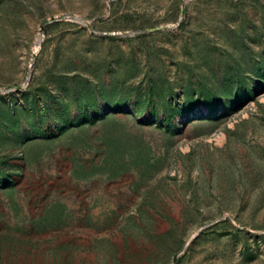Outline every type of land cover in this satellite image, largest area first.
<instances>
[{
	"label": "rangeland",
	"instance_id": "rangeland-1",
	"mask_svg": "<svg viewBox=\"0 0 264 264\" xmlns=\"http://www.w3.org/2000/svg\"><path fill=\"white\" fill-rule=\"evenodd\" d=\"M0 264H264V0H0Z\"/></svg>",
	"mask_w": 264,
	"mask_h": 264
},
{
	"label": "water",
	"instance_id": "water-1",
	"mask_svg": "<svg viewBox=\"0 0 264 264\" xmlns=\"http://www.w3.org/2000/svg\"><path fill=\"white\" fill-rule=\"evenodd\" d=\"M51 20H48V22H50Z\"/></svg>",
	"mask_w": 264,
	"mask_h": 264
}]
</instances>
